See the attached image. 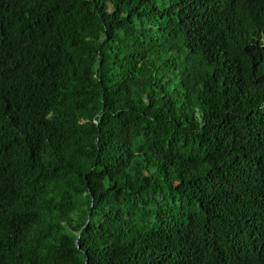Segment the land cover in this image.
<instances>
[{"label":"trees","instance_id":"16d2710c","mask_svg":"<svg viewBox=\"0 0 264 264\" xmlns=\"http://www.w3.org/2000/svg\"><path fill=\"white\" fill-rule=\"evenodd\" d=\"M0 264H264V0H0Z\"/></svg>","mask_w":264,"mask_h":264}]
</instances>
